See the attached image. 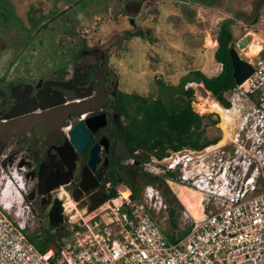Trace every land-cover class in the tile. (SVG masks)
I'll return each mask as SVG.
<instances>
[{
  "label": "built area",
  "instance_id": "obj_1",
  "mask_svg": "<svg viewBox=\"0 0 264 264\" xmlns=\"http://www.w3.org/2000/svg\"><path fill=\"white\" fill-rule=\"evenodd\" d=\"M257 42L261 50L250 60L251 74L224 92L228 105L213 103L218 142L170 150L162 158H144L137 150L120 163L140 177L149 173L174 189L184 186L201 194L203 214L184 239L170 244L152 213L150 187L139 188L140 177L135 185L123 178L116 194L89 219H78L76 229L61 225L69 234L46 257L26 232L23 217H34L32 204L22 205L23 195L16 190L21 184L25 189L26 179L36 181V176L26 178L34 163L17 156L6 162L9 174L0 175V264H264V35ZM234 49L247 56L239 42ZM71 129L69 124L63 131L68 135ZM12 188L19 193L18 203Z\"/></svg>",
  "mask_w": 264,
  "mask_h": 264
},
{
  "label": "rangeland",
  "instance_id": "obj_2",
  "mask_svg": "<svg viewBox=\"0 0 264 264\" xmlns=\"http://www.w3.org/2000/svg\"><path fill=\"white\" fill-rule=\"evenodd\" d=\"M137 1H143L142 9L137 14H125L136 20V31L142 33L130 36L128 31H133L132 26L124 18L120 22L117 20L119 0H0V88L7 93L9 85L19 80L37 82L62 73L63 69L69 74L72 66H66L73 62L76 53L77 60L89 61L94 56L106 68L110 93L114 89L137 91L142 95L152 93L169 105L180 84L187 77H193L190 71L202 69L206 75L220 71V64L213 57L220 25L232 31L233 42L246 48L245 59L255 60L256 54L250 56L247 50L249 44L260 45L257 38L264 35V0ZM124 2L122 0L121 4ZM85 43L90 48L77 51L80 46L85 47ZM198 85L195 82L185 85L195 89L193 108L199 114L212 113L211 119H215L212 110L215 99L210 93L202 95ZM217 129L220 130L218 124L210 127L208 135L217 134ZM30 153L26 138L10 139L1 144L0 175L9 174L6 162L11 157L21 156L22 161H30ZM151 180L159 185L163 195L165 181ZM24 182L25 189L20 191L22 205L30 201L34 215L23 217L27 221V235L37 248L46 244L50 233L56 232L61 243L67 237L57 233V227L49 223L46 212L53 210L57 196H63V187L54 190L52 201L44 206L39 195L34 200L24 194L25 191H38L36 181L26 179ZM260 183L264 184V173ZM137 184L141 188L147 182L141 176ZM170 189L176 194L172 186ZM11 193L18 203L19 193L13 188ZM176 197L186 209L177 194ZM62 198L64 217L61 223L66 229H76L80 218L89 219L93 210L88 203L78 207L71 198ZM182 218L185 219L182 230H185L191 221ZM156 219L164 229L169 219L167 209L161 206Z\"/></svg>",
  "mask_w": 264,
  "mask_h": 264
},
{
  "label": "trees",
  "instance_id": "obj_3",
  "mask_svg": "<svg viewBox=\"0 0 264 264\" xmlns=\"http://www.w3.org/2000/svg\"><path fill=\"white\" fill-rule=\"evenodd\" d=\"M141 33L137 30L129 35ZM216 42L213 57L221 64L219 73L209 77L200 70L190 71L193 77H187L180 84L177 92L171 97L169 105L165 104L160 96L152 93L142 95L137 91L125 92L118 89L113 91L114 108L124 118L123 127L120 128L123 153L119 157L115 155V160H124L137 150L144 158L150 154L162 158L170 150L200 149L220 140L221 131L219 129H217V134L208 135L209 128L217 125L219 119H211L212 113H197L192 105L195 99V89L192 86L185 87L186 84L193 82L203 84L214 99L223 105H228L223 94L237 85L233 78L229 55V50L234 48L232 31L227 26L220 25ZM6 95V91L0 88V109L6 102ZM144 174V181L147 184L153 182L151 175ZM139 177L135 169H122L118 164L114 167L110 164L105 171V180L110 183L106 191L107 198L116 194L117 187L124 181L123 178H126L131 185H135ZM162 192L169 217L163 230L167 233L169 240L174 242L190 230L191 223L186 225L185 230H182L185 226V219L182 218V205L169 186L165 185ZM61 225L62 223L56 226L57 233L67 236L69 231L63 229ZM55 234L56 232L50 233L46 238V244L38 248L46 253V257H51L60 249V239ZM28 238L32 242L29 235ZM52 246L56 250H49Z\"/></svg>",
  "mask_w": 264,
  "mask_h": 264
},
{
  "label": "flooded vegetation",
  "instance_id": "obj_4",
  "mask_svg": "<svg viewBox=\"0 0 264 264\" xmlns=\"http://www.w3.org/2000/svg\"><path fill=\"white\" fill-rule=\"evenodd\" d=\"M121 3L122 0H119V3H117L119 4L118 9L120 8V11H122H119V19L117 20L120 22L121 18H124L129 26H132L133 31H128L129 35L136 31L137 23L132 16H128L125 13L135 12L137 14L142 9L143 1L125 0L123 4ZM88 47L90 48L88 43H85V47L80 46L77 51L81 52L82 49ZM89 53H91L90 50ZM75 57L76 53L73 62L66 66H72V70H70L71 72L69 74L65 72L67 69H63L62 73L57 72V74L52 76L49 75L48 78L40 79L37 82L24 79L9 85L6 102L0 112V121H5L6 119H3L2 115L10 110L17 101L16 98L12 96L11 87L18 84L30 85L27 89L29 91L28 99L34 100L30 101L28 106L35 103L40 104L54 101L57 95L60 94L66 98L65 103H70L98 98L101 93V102L98 105L99 108L93 109L81 117L71 116L68 120V123L73 127L78 121H85L86 119L93 118L102 113L106 115V123L103 126L97 127V122H90L92 126L97 128L95 130L89 129L91 136L90 140L86 143L81 152L75 149V157L71 161L66 156H61V152H63L61 150V145H63L65 140L70 138V132L67 135L64 133L63 129H58L57 127L46 131L34 127L21 135L11 136L8 139L0 138V145L6 143V141L10 139L26 138L29 151H31V160L34 163V168L31 173L33 177L36 176V185L38 188V191H28L26 196L35 200L36 196L39 195L41 204L44 206H46V204L49 205L52 201L54 190L63 187V196L59 195L56 197V199L61 201V206H63L62 197H69L77 202L78 207L84 206L85 203H88L89 206L92 207L98 200L104 197L105 199L107 198L106 183H109V181L105 180V171L108 166L111 164L114 167V165L116 166V164H118L123 169L120 164L123 160H115L114 156L116 155L119 157L123 153V140L120 135V128L123 127L124 118L114 108L113 98L110 99V96L113 97V91L115 89L110 93V76L108 71L100 64L98 59L95 60L94 56H92L89 61L83 60V62L77 60ZM62 82H66L64 86L58 84ZM38 95L43 96V99L40 100ZM39 112H41V110L37 109L30 113ZM19 117H14V119ZM94 144H98L99 146L98 156L100 158L99 162L95 165V169L92 171L97 184L96 188L85 191L79 187V184L82 179V171L88 163L90 150ZM67 167L70 168L68 182L60 184L48 193H44L45 189L50 184L57 180L64 179L62 174ZM74 207H76V205ZM51 211L52 210L46 212V217H48ZM62 217H64V215H62Z\"/></svg>",
  "mask_w": 264,
  "mask_h": 264
},
{
  "label": "water",
  "instance_id": "obj_5",
  "mask_svg": "<svg viewBox=\"0 0 264 264\" xmlns=\"http://www.w3.org/2000/svg\"><path fill=\"white\" fill-rule=\"evenodd\" d=\"M229 55L231 58V65L233 69V78L236 84H241L252 72V64L238 55L237 51L232 48L229 50ZM66 82L58 83L62 86ZM28 87L30 85L18 84L11 87L12 96L16 98V104L2 115L5 121H0V138L8 139L11 136L21 135L24 132L30 131L34 127L46 131L57 127L58 129H64L69 125L68 120L71 116L81 117L87 112L99 108L98 105L101 102V93L98 98H91L86 100H81L77 102L65 103L66 98L63 95H57L56 100L40 104H32L28 106L30 101L34 99H28ZM198 91L206 96L208 91L203 85L199 84L197 86ZM22 91V93H21ZM21 94H20V93ZM87 95V94H86ZM39 99L42 100L43 96L38 95ZM27 105V106H25ZM41 110L39 113H30L34 110ZM27 113V114H26ZM26 114V115H24ZM21 116V117H19ZM14 117H19L14 119ZM91 121L97 122V127L103 126L106 123V115L104 113L94 116L93 118L86 119L85 121H78L70 130V138L65 140L63 145H61V156H66L70 161L75 157V149L81 152L90 140V131L95 130L97 127L91 125ZM98 144H94L90 150V157L88 159L87 165L82 171V179L80 181L79 187L82 190L88 191L90 189L96 188L97 181L92 174L95 169V165L99 162L100 158L98 156ZM22 162L20 163V165ZM70 168L67 167L63 172L62 177L64 179L57 180L50 184L44 191L48 193L50 190L58 187L60 184L67 183L69 180ZM33 177V174L26 176ZM105 197L98 200L89 209L92 211L97 208L103 201ZM61 212H57L54 209L48 215V221L51 225L57 226L62 222Z\"/></svg>",
  "mask_w": 264,
  "mask_h": 264
},
{
  "label": "bare ground",
  "instance_id": "obj_6",
  "mask_svg": "<svg viewBox=\"0 0 264 264\" xmlns=\"http://www.w3.org/2000/svg\"><path fill=\"white\" fill-rule=\"evenodd\" d=\"M260 50H261L260 45H256V44L254 45L253 44V45L249 46V49L247 50V54L252 56V55L257 54ZM147 174L151 175L153 178L161 179V180L165 181V183L169 187H171L169 185L170 184L169 181H167L163 178H160V177H155L154 175L149 174V173H147ZM145 187H150L152 199L154 200V205L152 207V213L154 214V216L156 218L157 212L160 210V207L162 206V207L166 208V204L164 202V198H163V195L161 193V189L159 188V185H155L153 182L148 183L142 189H144ZM16 188H17L16 190L18 192L23 190L22 184L17 185ZM175 191H176L178 198L181 200V202L184 204V206L186 208V209H183L182 213H183L184 217H187L190 219L191 227H190V230L188 232H186L183 236H181L179 239H177L174 242L169 240L167 233L161 227L167 241L172 245L178 243L179 241L184 239L190 233V231L194 227V219H199L201 217V210L199 209V207H201V204H202L201 194L194 189L186 188L184 186H177ZM70 202H71L72 206H75V204L73 203L74 201L73 202L70 201ZM60 203H61V201L59 199H55V201L52 205L53 209L57 212H61V210L64 208L63 206L60 205Z\"/></svg>",
  "mask_w": 264,
  "mask_h": 264
},
{
  "label": "crops",
  "instance_id": "obj_7",
  "mask_svg": "<svg viewBox=\"0 0 264 264\" xmlns=\"http://www.w3.org/2000/svg\"><path fill=\"white\" fill-rule=\"evenodd\" d=\"M248 47H249V45H248ZM245 49H246V48H245ZM259 52H260V51H259ZM259 52H258V53H259ZM237 53H238V52H237ZM258 53H257V54H258ZM257 54H256V55H257ZM238 55L245 59V57H243L244 54L242 55V54H239V53H238ZM245 60H246V59H245ZM247 61H248V60H247ZM197 70H200V69H197ZM212 70H213V69H212ZM220 70H221V69H220ZM200 71H202V69H201ZM202 72H204V71H202ZM218 73H219V72H217V73H215V74L207 75V76H209V77H211V76H215V75H217ZM204 74H205V73H204ZM208 93H210V92L208 91ZM210 94H211V93H210ZM215 100H216V99H215ZM216 118H218V117H216ZM218 122H219V121H218ZM217 124H218V123H217ZM32 243H33V242H32ZM49 250H53V248H50ZM49 250H48V251H49ZM54 250H55V248H54Z\"/></svg>",
  "mask_w": 264,
  "mask_h": 264
}]
</instances>
